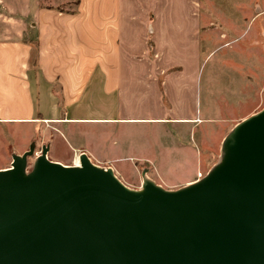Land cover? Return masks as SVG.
Wrapping results in <instances>:
<instances>
[{
	"label": "crops",
	"instance_id": "obj_1",
	"mask_svg": "<svg viewBox=\"0 0 264 264\" xmlns=\"http://www.w3.org/2000/svg\"><path fill=\"white\" fill-rule=\"evenodd\" d=\"M60 2L0 0L1 125L51 126L71 148L147 162L152 129L155 153L167 146L175 154L173 139L214 120L219 106L203 97L219 81L204 86L202 69L204 36L211 54L227 46L216 20L239 22L229 49L250 74L264 71L261 0H243L233 15L213 4L206 19L204 0H77L73 11Z\"/></svg>",
	"mask_w": 264,
	"mask_h": 264
},
{
	"label": "water",
	"instance_id": "obj_2",
	"mask_svg": "<svg viewBox=\"0 0 264 264\" xmlns=\"http://www.w3.org/2000/svg\"><path fill=\"white\" fill-rule=\"evenodd\" d=\"M0 169V264H264V108L225 137L217 165L142 190L80 155L81 168L27 155Z\"/></svg>",
	"mask_w": 264,
	"mask_h": 264
},
{
	"label": "rangeland",
	"instance_id": "obj_3",
	"mask_svg": "<svg viewBox=\"0 0 264 264\" xmlns=\"http://www.w3.org/2000/svg\"><path fill=\"white\" fill-rule=\"evenodd\" d=\"M212 1L204 0L205 10L203 9V12L207 15H205V19L212 15L213 4L216 6V8L214 7L215 11L223 10L225 14L229 15L235 14L234 12L239 7H243V0H216L215 3ZM261 1L264 5V0ZM51 2L52 0H44V5L47 6ZM77 4V0H61L58 7L73 11ZM209 23L210 20H207V26ZM215 23L220 26V33L225 34L223 42H226L227 46L211 54L214 45L208 36H204L206 42L203 47L205 49L203 53L205 62L202 69L203 83L204 86L211 82L216 83L213 80L207 82L209 77H216L219 84L217 88L215 86L209 87V92L206 93V97H203V103H207L212 108L218 104L220 108L218 107L214 114L209 111V116L213 117V121L209 120V122L197 127L188 128L181 136H178L176 142H173V139L171 144L174 152L177 151V153H171L170 147L167 146L160 150L159 155L155 153V143L157 142L155 128L152 129L151 133V150L149 152L151 161L136 162L129 160L124 164H119L108 161L103 154H98V152L92 154L87 150L71 148L69 141L65 138L61 136L56 138L57 136L54 134L59 135V133L54 131L51 126H47V130L44 131L39 130V128V131H34L32 128L26 129L27 125L25 124H0V169L10 167L14 155H24L31 147H34V153L27 155L26 158L24 171L29 174L33 170L36 157L41 154L46 145L49 148L47 157L66 165H75L80 159L79 154L81 152L87 153L93 163L102 167H112L117 177L133 190H142L146 178L169 190H176L199 181L221 160L226 134L239 122L264 108L263 69L258 72L260 68L255 69L256 67H253L250 74L249 70L242 65L240 59L242 54L236 56L235 52L229 49L231 46H229L228 40L232 37L229 28L236 27L235 25H238L239 22L216 20ZM240 28L241 31H244L242 27ZM217 32L219 31L217 30ZM239 43L243 44L244 40ZM233 124H235L234 127H231ZM93 133L94 135L98 134L94 131ZM184 136H187L185 137L187 140L179 141ZM184 142L190 151V154L186 156L183 155ZM82 145L88 146V143Z\"/></svg>",
	"mask_w": 264,
	"mask_h": 264
},
{
	"label": "bare ground",
	"instance_id": "obj_4",
	"mask_svg": "<svg viewBox=\"0 0 264 264\" xmlns=\"http://www.w3.org/2000/svg\"><path fill=\"white\" fill-rule=\"evenodd\" d=\"M89 156V155H88ZM90 157V156H89ZM91 159V158H90ZM92 161V160H91ZM62 163V162H61ZM64 164V163H63ZM66 165V164H64ZM66 166H70V165H66ZM72 167H76V168H81L82 167V162H81V159H79L75 165H72Z\"/></svg>",
	"mask_w": 264,
	"mask_h": 264
},
{
	"label": "built area",
	"instance_id": "obj_5",
	"mask_svg": "<svg viewBox=\"0 0 264 264\" xmlns=\"http://www.w3.org/2000/svg\"><path fill=\"white\" fill-rule=\"evenodd\" d=\"M83 152H81L80 154H79V156L82 154Z\"/></svg>",
	"mask_w": 264,
	"mask_h": 264
}]
</instances>
